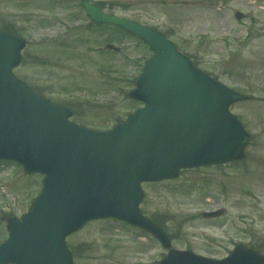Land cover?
Returning <instances> with one entry per match:
<instances>
[{"label":"rangeland","instance_id":"obj_1","mask_svg":"<svg viewBox=\"0 0 264 264\" xmlns=\"http://www.w3.org/2000/svg\"><path fill=\"white\" fill-rule=\"evenodd\" d=\"M88 1L160 31L197 68L249 96L229 107L251 135L243 160L143 183L139 207L163 224L174 248L221 258L246 242L264 253V0ZM81 2L0 0V27L13 26L26 40L16 77L70 106L86 127L107 129L141 105L127 92L151 51L133 35L91 22ZM40 189L41 175L0 160V243L7 218L27 212ZM218 208L221 216H202ZM66 242L75 250L73 264H157L167 252L150 234L115 219L91 220Z\"/></svg>","mask_w":264,"mask_h":264},{"label":"water","instance_id":"obj_2","mask_svg":"<svg viewBox=\"0 0 264 264\" xmlns=\"http://www.w3.org/2000/svg\"><path fill=\"white\" fill-rule=\"evenodd\" d=\"M83 5L94 22L121 26L150 46L153 55L128 93L145 106L106 131L71 122L69 108L34 93L12 74L24 41L0 31V159L44 174L29 211L7 220L0 264H72L65 236L104 217L141 227L169 247L162 229L138 209L141 182L175 177L183 167L241 158L248 142L228 111L230 103L246 97L194 68L156 30L89 2ZM106 48L119 50L112 44ZM159 264H264V255L246 243H238L222 260L171 248Z\"/></svg>","mask_w":264,"mask_h":264},{"label":"trees","instance_id":"obj_3","mask_svg":"<svg viewBox=\"0 0 264 264\" xmlns=\"http://www.w3.org/2000/svg\"><path fill=\"white\" fill-rule=\"evenodd\" d=\"M253 247H254L255 249H258V246H256V245H253Z\"/></svg>","mask_w":264,"mask_h":264}]
</instances>
